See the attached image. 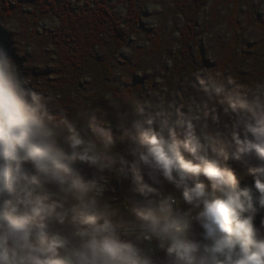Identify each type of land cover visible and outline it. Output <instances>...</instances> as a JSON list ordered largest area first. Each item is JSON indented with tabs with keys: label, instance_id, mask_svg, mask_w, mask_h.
<instances>
[{
	"label": "clouds",
	"instance_id": "9594fccd",
	"mask_svg": "<svg viewBox=\"0 0 264 264\" xmlns=\"http://www.w3.org/2000/svg\"><path fill=\"white\" fill-rule=\"evenodd\" d=\"M27 2L0 0V264H264V47L241 56L264 46V0L182 9L211 25L203 61L121 49L108 84L83 70L62 87L40 79L59 69ZM111 3L184 43L191 0ZM217 36L239 41L236 62Z\"/></svg>",
	"mask_w": 264,
	"mask_h": 264
},
{
	"label": "trees",
	"instance_id": "16d2710c",
	"mask_svg": "<svg viewBox=\"0 0 264 264\" xmlns=\"http://www.w3.org/2000/svg\"><path fill=\"white\" fill-rule=\"evenodd\" d=\"M60 18V27L54 36V45L58 58V68L60 76L68 78L71 82L83 70H88L104 80L108 73L112 72L110 57H114L121 49L127 46L129 39L137 31L136 27L141 24L139 15L133 10L126 16L128 30H123L122 22L113 12L114 5L111 0H95L92 4H87L80 12L75 13L68 10L55 9L57 0H47ZM228 8L229 5L225 4ZM131 6V5H130ZM206 6V0H191L190 5L180 3L177 5L179 15L184 18L185 25L183 32L176 29L178 37H184L183 44H177L175 48H168L167 41L163 33L146 32L151 49L147 55L159 54L163 52L168 61V66H174L177 61L183 62L191 60L193 46L198 45L199 18L194 11H190L185 16L184 8L192 10ZM219 9V8H218ZM213 14V22L220 21L219 10ZM235 22V17H233ZM211 27L210 24H205ZM237 27L239 25L237 24ZM225 55L233 62H236V51L241 48L238 40L234 39L226 45H222ZM264 47L257 44L254 48ZM203 61L202 55H198ZM243 58L249 59L245 53L241 52ZM138 62L145 59L144 51L141 50ZM122 68H131L127 62L121 63ZM110 86V85H109Z\"/></svg>",
	"mask_w": 264,
	"mask_h": 264
},
{
	"label": "rangeland",
	"instance_id": "374dc122",
	"mask_svg": "<svg viewBox=\"0 0 264 264\" xmlns=\"http://www.w3.org/2000/svg\"><path fill=\"white\" fill-rule=\"evenodd\" d=\"M57 7L55 9H64L68 10L71 12L78 13L80 12L83 8H85L86 5H79L78 7H72L64 2V0H57ZM112 4V3H111ZM26 10L27 12L33 17V32L36 37L39 38L41 42L47 45L46 47V55L48 56V59L51 61V66L53 68H58V58L56 55V47L54 45V36L55 33L58 31V29H47L45 25L40 24V20L42 17H46L49 14L52 16H55V18L60 22V18L58 17L57 13L52 10L51 4L48 3L47 0H44V3L41 4L39 0H28L26 4ZM219 10V17L220 21L223 22L226 20L227 17V7L224 5L223 9H218ZM11 11V9H9ZM115 14V13H114ZM146 14V13H145ZM121 22H122V28L123 30H128V26L126 24V17L120 18L116 16ZM39 25V27H37ZM60 27V23H59ZM210 27L206 26L202 21L199 19V28H198V45L195 46V51L197 55H202L204 58V46L201 44V38H200V33H207L208 29ZM137 31L135 34L132 35V37L129 39L127 46L124 48L126 51H131L133 52L137 57L139 56V53L141 50L144 51L145 58L149 57L147 55L151 49V45L147 40V37L145 35L146 32H150V29H146L145 26L142 24H139L136 27ZM137 33H142L143 34V41L140 44H136L135 41L138 39ZM178 36V34H177ZM7 39V37H5ZM213 43L216 44V46L220 47L223 49L222 45H226L229 42L224 41L221 37L217 36L216 40L213 41ZM258 44V43H257ZM256 44V45H257ZM175 48V47H174ZM257 49L256 48H250L249 52L246 54L248 56L249 62H255V58L251 55L252 52H255ZM244 53V52H242ZM132 66V65H131ZM59 69V68H58ZM44 74V73H41ZM143 74V73H141ZM42 80L48 81L52 86L54 87H62L65 86L68 83V78H62L59 74L58 71H54L50 74H46L40 77Z\"/></svg>",
	"mask_w": 264,
	"mask_h": 264
}]
</instances>
